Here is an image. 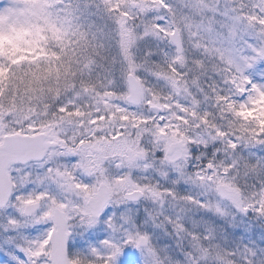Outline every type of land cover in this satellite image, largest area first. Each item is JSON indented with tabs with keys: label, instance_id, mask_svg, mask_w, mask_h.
Segmentation results:
<instances>
[{
	"label": "snow or ice",
	"instance_id": "1",
	"mask_svg": "<svg viewBox=\"0 0 264 264\" xmlns=\"http://www.w3.org/2000/svg\"><path fill=\"white\" fill-rule=\"evenodd\" d=\"M0 264H264V0H0Z\"/></svg>",
	"mask_w": 264,
	"mask_h": 264
}]
</instances>
